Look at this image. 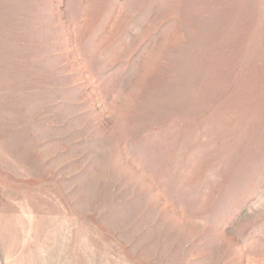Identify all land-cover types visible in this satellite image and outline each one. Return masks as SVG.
<instances>
[{
	"label": "rangeland",
	"instance_id": "374dc122",
	"mask_svg": "<svg viewBox=\"0 0 264 264\" xmlns=\"http://www.w3.org/2000/svg\"><path fill=\"white\" fill-rule=\"evenodd\" d=\"M0 264H264V0H0Z\"/></svg>",
	"mask_w": 264,
	"mask_h": 264
}]
</instances>
